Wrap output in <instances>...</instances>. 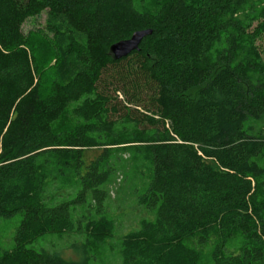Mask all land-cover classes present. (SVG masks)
Listing matches in <instances>:
<instances>
[{
	"label": "trees",
	"instance_id": "trees-1",
	"mask_svg": "<svg viewBox=\"0 0 264 264\" xmlns=\"http://www.w3.org/2000/svg\"><path fill=\"white\" fill-rule=\"evenodd\" d=\"M44 11L43 92L22 27ZM126 151L146 163L136 199L154 219L122 238L120 264H264V0H0V218L22 217L0 264H81L28 246L112 229ZM87 203L96 217L74 218Z\"/></svg>",
	"mask_w": 264,
	"mask_h": 264
},
{
	"label": "rangeland",
	"instance_id": "rangeland-1",
	"mask_svg": "<svg viewBox=\"0 0 264 264\" xmlns=\"http://www.w3.org/2000/svg\"><path fill=\"white\" fill-rule=\"evenodd\" d=\"M46 13L29 18L22 30L28 39V45L34 49L39 64L38 80L44 92L50 82L55 53L51 45V35L45 29ZM122 167L113 175L106 185L108 198L103 206V215L110 222L112 229L97 232L71 234H42L28 247L49 257L63 262H80L81 264H120L119 250L122 238L140 228L143 219L152 220L154 215L138 205L136 195L147 185L150 174L144 159L134 160L132 152H118ZM92 203L79 207L74 218L94 219L96 217ZM21 215L0 218V250H10L14 236L21 221Z\"/></svg>",
	"mask_w": 264,
	"mask_h": 264
},
{
	"label": "water",
	"instance_id": "water-1",
	"mask_svg": "<svg viewBox=\"0 0 264 264\" xmlns=\"http://www.w3.org/2000/svg\"><path fill=\"white\" fill-rule=\"evenodd\" d=\"M151 34V30H141L134 32L130 38L114 43L109 48V56L117 61L127 57L132 52L137 51L142 40Z\"/></svg>",
	"mask_w": 264,
	"mask_h": 264
}]
</instances>
